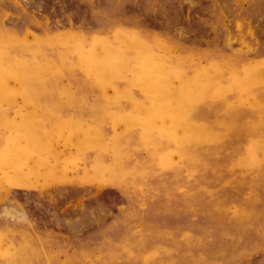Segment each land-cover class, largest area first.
<instances>
[{"label":"rangeland","instance_id":"374dc122","mask_svg":"<svg viewBox=\"0 0 264 264\" xmlns=\"http://www.w3.org/2000/svg\"><path fill=\"white\" fill-rule=\"evenodd\" d=\"M0 264H264V0H0Z\"/></svg>","mask_w":264,"mask_h":264},{"label":"bare ground","instance_id":"6f19581e","mask_svg":"<svg viewBox=\"0 0 264 264\" xmlns=\"http://www.w3.org/2000/svg\"><path fill=\"white\" fill-rule=\"evenodd\" d=\"M106 68V67H105ZM98 75V74H97ZM144 76V75H143ZM49 137V136H48ZM14 160V159H13ZM16 161H17V159H16Z\"/></svg>","mask_w":264,"mask_h":264}]
</instances>
